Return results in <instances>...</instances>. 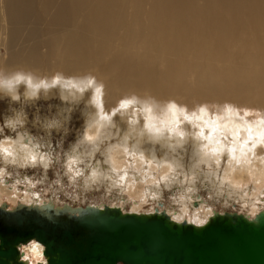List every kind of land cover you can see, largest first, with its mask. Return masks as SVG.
<instances>
[{
    "label": "bare ground",
    "instance_id": "bare-ground-1",
    "mask_svg": "<svg viewBox=\"0 0 264 264\" xmlns=\"http://www.w3.org/2000/svg\"><path fill=\"white\" fill-rule=\"evenodd\" d=\"M4 67L30 68L37 74L91 71L107 86L108 108L121 95L134 92L160 101L174 98L190 106L228 101L264 111V0H0V68ZM85 131L81 128L77 137ZM38 135L39 143L46 144L47 139ZM105 141L113 163L128 168L127 190L120 195L101 193L97 202L84 200L83 204L36 190L44 204H119L122 211L136 213L165 210L175 221L196 220L200 225L217 211L253 219L264 210V163L242 161L233 172L234 162L226 154L212 174L206 170L198 173L194 191L187 196L178 183L166 188L173 190L176 205L150 202V207L141 210L144 190L153 185L151 179L147 184L141 182L145 171L156 179L167 172L168 163L189 171L195 160L192 146L168 153L140 144L137 152L144 151L141 162L138 156L125 157L119 129L110 130ZM129 148L132 150V142ZM257 156L264 157V147L257 149ZM15 170L18 175L0 183V205L6 203L8 208L31 199L27 189L34 176ZM221 177L241 187L226 186L218 191ZM39 178L45 182L48 175ZM202 188L210 200L201 197ZM165 192L162 186V196ZM126 203L131 205L129 210ZM19 251L20 257H27L26 264L46 263L44 245L35 238L19 244Z\"/></svg>",
    "mask_w": 264,
    "mask_h": 264
},
{
    "label": "clouds",
    "instance_id": "clouds-1",
    "mask_svg": "<svg viewBox=\"0 0 264 264\" xmlns=\"http://www.w3.org/2000/svg\"><path fill=\"white\" fill-rule=\"evenodd\" d=\"M107 95L105 82L91 71L67 73L56 70L37 74L24 67L0 68V104L4 105L0 112V183L11 176L10 169L39 168L46 177L54 164L61 163L57 159L56 147L49 151L52 145L39 143L37 135L30 129H38L40 135H58L55 145L62 146L71 131L76 111L83 117L86 131L64 149L62 176L50 185V190L55 188L58 194H64L66 201L74 204L86 200L90 193L111 196L127 190L128 168L117 167L113 163L111 148L105 146V136L110 130L119 129L125 157L138 156L141 162H144V151L137 152L140 144L164 149L168 153H177L188 145L193 148L195 160L187 172L176 163H168L167 172L158 179L145 171L146 178H141V182L153 181L152 187L145 188L142 195L145 203L161 201L162 186L168 188L177 183L187 196L194 191L198 173L206 170L212 174L214 167L220 168L225 154L234 162L233 172L242 161L251 164L257 159L264 163V157L257 156V149L264 147V111L228 101L223 104L200 102L190 106L174 98L160 101L134 92L121 95L108 108ZM92 128L95 132L90 131ZM148 164L150 167L151 162ZM226 186L241 187L221 177L217 190L222 192ZM36 187L35 182L28 184L31 199L25 204L29 208H40L45 203ZM92 206L102 208L104 205ZM160 206L163 207L162 203ZM62 210L53 211L56 216L80 217L73 215L72 211L64 213ZM189 224L202 227L196 220H190ZM26 261L27 257L22 255L19 264H26Z\"/></svg>",
    "mask_w": 264,
    "mask_h": 264
},
{
    "label": "water",
    "instance_id": "water-1",
    "mask_svg": "<svg viewBox=\"0 0 264 264\" xmlns=\"http://www.w3.org/2000/svg\"><path fill=\"white\" fill-rule=\"evenodd\" d=\"M5 208L2 203L0 264H19V244L32 238L44 245L46 263L37 264H264V210L253 219L217 211L197 228L178 224L165 210L124 212L108 204ZM54 209L80 217L56 216Z\"/></svg>",
    "mask_w": 264,
    "mask_h": 264
},
{
    "label": "rangeland",
    "instance_id": "rangeland-1",
    "mask_svg": "<svg viewBox=\"0 0 264 264\" xmlns=\"http://www.w3.org/2000/svg\"><path fill=\"white\" fill-rule=\"evenodd\" d=\"M43 103V102H42ZM53 103L55 104L56 102L55 101H53ZM3 109H4V105L3 104H0V112H2L3 111ZM83 118L80 116V114H79V111H76L74 114H73V119H72V122H71V131H70V133H69V135L67 136V137H65V139H64V143H63V145L62 146H56L55 145V142L59 139V136L58 135H56V134H53L52 136H48V135H40L41 133L39 132V130L38 129H36V128H31L30 130L32 131V133L33 134H35V135H38V133H39V135L38 136H42V137H45L44 139H47V143L48 144H51L52 146L50 147V148H52V147H56V151H57V153L59 154L58 155V157H57V159L59 160V161H61V163H57V164H54L53 165V167H52V169L51 170H49L48 171V173H47V175H48V178L47 179H45V182L44 181H41V179L39 178V177H41L43 174H42V170L41 169H39V168H37V169H28V170H23V175H25L26 173H27V175L28 176H30L31 178H33L32 176H34V179H33V181L37 184V187H36V190H38L39 192H44V190H45V193H42L43 195L45 194V196H56V198H61V201H63V200H65L64 198H65V196H64V194H59L58 195V193H57V190L55 189V188H51V190H50V184H51V182L52 181H58L59 180V178H60V176H62L61 174H62V166H61V164H62V154L64 153L63 151H64V149H66L70 144H71V142H75V140L77 139V135L78 134H80L81 132H79L80 130H81V128H83ZM37 137V136H36ZM38 139H39V137H38ZM52 150V149H51ZM134 162V160L132 159V163ZM134 164H132V171H133V169H134V173H136V171L135 170H137V167L135 168V165L133 166ZM12 170V174H11V177H7V178H12V177H15L16 175H18V173H17V171L15 170V169H11ZM38 170H40V171H38ZM62 170V171H61ZM14 171V172H13ZM16 171V172H15ZM26 171V172H25ZM39 172V173H38ZM54 173H55V175H54ZM40 174V175H39ZM138 175H140L139 173H137ZM15 175V176H14ZM39 175V176H38ZM39 181V182H38ZM11 181H9L8 183H10ZM42 182V183H41ZM45 183H47V184H45ZM49 183V184H48ZM20 185H23L24 183L22 182V183H19ZM47 185L46 187H49L47 190H46V187H45V185ZM43 187H45V188H43ZM41 190V191H40ZM56 190V193L55 194H53V192ZM165 193H164V196H162L161 197V201H167L166 202V204L167 203H171V204H175L176 205V201H173L172 199H174V197H173V195H172V191L173 190H171V189H166L165 188ZM168 192V193H167ZM200 193H201V197H203L204 199H209L210 200V198H209V194L207 193V191H206V189L204 188H202V190L200 191ZM99 195H101V192H96V193H90L89 195H88V197L86 198V202L87 201H93V202H97L95 199L97 198V197H99ZM57 196H59V197H57ZM100 200H102V199H100ZM194 200V199H193ZM195 200H197V199H195ZM194 200V201H195ZM198 200H199V198H198ZM104 201H108L107 199L106 200H104ZM169 201V202H168ZM171 201H173V202H171ZM193 201V202H194ZM81 203L83 204V203H85V201H81ZM131 205H129L128 203H126V208L125 209H127V210H129L131 207H130ZM148 207H150V202L149 203H145V205H144V207H142V209L141 210H145L146 208H148ZM156 207H160L159 205H156ZM221 207V206H220ZM220 207H218L219 209H220ZM222 208V207H221ZM226 208V207H225ZM228 208V207H227ZM230 209L231 210H235V207H233V206H230Z\"/></svg>",
    "mask_w": 264,
    "mask_h": 264
}]
</instances>
